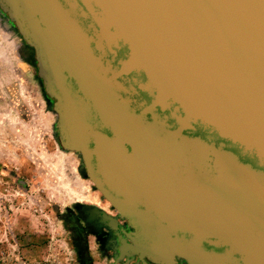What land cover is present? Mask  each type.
<instances>
[{
	"label": "water",
	"instance_id": "1",
	"mask_svg": "<svg viewBox=\"0 0 264 264\" xmlns=\"http://www.w3.org/2000/svg\"><path fill=\"white\" fill-rule=\"evenodd\" d=\"M0 9L62 103V146L138 230L123 246L153 264H264V0ZM131 73L145 77L146 110L112 95ZM82 93L98 123L83 118Z\"/></svg>",
	"mask_w": 264,
	"mask_h": 264
},
{
	"label": "rangeland",
	"instance_id": "2",
	"mask_svg": "<svg viewBox=\"0 0 264 264\" xmlns=\"http://www.w3.org/2000/svg\"><path fill=\"white\" fill-rule=\"evenodd\" d=\"M54 123L36 58L0 9V264H81L61 216L100 201L80 154L54 139ZM89 241L92 264H115Z\"/></svg>",
	"mask_w": 264,
	"mask_h": 264
},
{
	"label": "flooded vegetation",
	"instance_id": "3",
	"mask_svg": "<svg viewBox=\"0 0 264 264\" xmlns=\"http://www.w3.org/2000/svg\"><path fill=\"white\" fill-rule=\"evenodd\" d=\"M23 44L27 47L28 51L34 58H36V71L37 78L42 86L43 94L47 100V109L53 114L55 123L53 127V137L61 148L62 140L60 132V113L62 112V103L56 97L49 95L44 87L43 80L39 76L38 58L36 51L33 47L29 46L22 40ZM126 48L123 47L119 50V57L125 53ZM118 57V58H119ZM118 78L113 85L112 95L123 99L128 98L131 105L136 107L138 112L146 110L150 107L152 97L147 91L141 89L140 84L145 81L143 74L139 75L131 73ZM122 83V84H121ZM82 98V111L84 112L83 118H96L93 124L100 121V117L92 111L89 114V101L88 95L80 94ZM156 112L161 115H169L170 111L161 113L157 108ZM150 118L148 114L146 116ZM107 133V132H106ZM81 157V156H80ZM81 175L85 180H89L87 170L81 157ZM94 192L97 194L99 203L87 202V204L77 203L72 208H67L62 218L65 220L73 238V243L77 251L81 264H92V254L90 252V237H93L99 247L100 251L109 252L114 258L115 264H153L146 257L140 258V255L129 248L123 246L121 240H125L130 244L131 241L128 237L129 234H136L138 230L132 223H130L122 214L113 207L96 189ZM143 200V199H141ZM144 207L140 206L139 211H143ZM106 219V220H105Z\"/></svg>",
	"mask_w": 264,
	"mask_h": 264
}]
</instances>
